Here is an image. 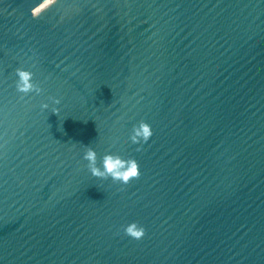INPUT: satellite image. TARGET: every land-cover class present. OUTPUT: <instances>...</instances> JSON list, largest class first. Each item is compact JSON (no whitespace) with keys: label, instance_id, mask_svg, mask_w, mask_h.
I'll list each match as a JSON object with an SVG mask.
<instances>
[{"label":"water","instance_id":"water-1","mask_svg":"<svg viewBox=\"0 0 264 264\" xmlns=\"http://www.w3.org/2000/svg\"><path fill=\"white\" fill-rule=\"evenodd\" d=\"M40 3L0 0V264H264V0Z\"/></svg>","mask_w":264,"mask_h":264},{"label":"clouds","instance_id":"clouds-1","mask_svg":"<svg viewBox=\"0 0 264 264\" xmlns=\"http://www.w3.org/2000/svg\"><path fill=\"white\" fill-rule=\"evenodd\" d=\"M56 0H42L32 9L33 17H38L43 11L52 6ZM18 80L16 81V91L20 94L27 95L30 92H35L37 95L41 94L43 89L33 83V72L24 69H16ZM53 104H60V98L49 97ZM41 110L49 107L48 103L41 104ZM54 113H59L58 108H53ZM153 130L149 123L140 121L132 128V133L129 140L134 145H142L147 143L152 137ZM140 151L138 147L136 149ZM83 160L87 161V167L91 175L101 180L111 178L114 183L128 185L132 180L140 177V166L135 158L124 159L118 154L106 153L102 158V168L97 166V152L91 147L86 146L83 153ZM124 234L134 240H141L146 235V229L136 222H131L124 226Z\"/></svg>","mask_w":264,"mask_h":264}]
</instances>
